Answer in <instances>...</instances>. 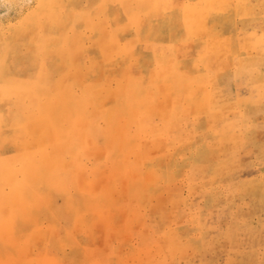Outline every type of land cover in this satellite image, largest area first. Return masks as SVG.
<instances>
[{
    "label": "rangeland",
    "instance_id": "1",
    "mask_svg": "<svg viewBox=\"0 0 264 264\" xmlns=\"http://www.w3.org/2000/svg\"><path fill=\"white\" fill-rule=\"evenodd\" d=\"M78 1L89 14L72 27L55 16L52 29L38 0H0L3 70L42 77L50 91L90 93L74 99V117L76 105L84 101L85 107L75 123L85 129L80 147L52 167H60L62 189L38 194L27 208L21 196L6 195L21 177L0 179V264H264V0H218L214 9L231 13L232 22L216 29L230 33L219 53L210 47L201 60L198 42L207 29L197 32L198 42L174 50L170 42L186 34L174 21V34L162 31L148 41L154 48L145 47L148 42L135 51L123 48L125 41H138L137 28L148 26L146 17L130 12L144 8L160 19L170 0ZM49 37L59 42L55 50L47 48ZM159 54L167 65L156 61ZM175 60L182 81L169 80ZM207 72L210 80L204 81ZM187 75L201 80L189 82ZM8 95L0 93V157L54 144L52 123L35 114L34 93L17 89ZM181 106L196 124L171 138L173 129L159 124ZM141 107L148 128L137 120ZM133 114L135 121H128ZM80 133L74 130L71 142L78 143ZM47 150L18 159L36 160Z\"/></svg>",
    "mask_w": 264,
    "mask_h": 264
},
{
    "label": "bare ground",
    "instance_id": "2",
    "mask_svg": "<svg viewBox=\"0 0 264 264\" xmlns=\"http://www.w3.org/2000/svg\"><path fill=\"white\" fill-rule=\"evenodd\" d=\"M78 0H38V3L36 4V8L38 9H43L45 10L44 12H42V15L43 16V19H44V16L47 17V21L46 23L50 21V28H54L53 26V17L57 16L59 18H61L63 21L61 22H67L68 23V26H74V22L77 20V18L79 17H84V16H87L89 13L88 11L86 10H83L81 8H79L77 5H76V2ZM111 1H119V0H111ZM126 1V0H124ZM155 2L157 0H154ZM159 1V0H158ZM232 1V0H231ZM234 1V0H233ZM79 2V1H78ZM129 2V1H128ZM147 3V1H145ZM149 2V1H148ZM170 4H168V6H166L168 9L165 14L163 15L162 18H155L152 17L151 13L152 11L150 10L149 12L144 9V8H140L138 10L135 11H132L130 12V17H136L138 14L140 16H145L148 20V26L147 27H144L143 29L140 27L137 28V34L139 36L138 38V41L134 42V41H131V42H127L125 41L124 43H122V46L125 50H130V49H139L141 47L142 44H144L145 42H148L150 40H152L151 38L152 37H157L159 34L162 33V31H166V30H169L170 32L174 31L175 29V26L172 25V22H180L179 25H182V28L183 30L185 31V37H183L181 40L176 38V40H173L171 46L174 50H183L184 46L186 43H190L191 41H197L198 42V38H197V32L201 31V30H204V29H207L206 30V35L204 36L205 39H203V41H199V47H198V52L201 56L200 60L205 58L206 56V53H208L209 51V48L210 47H213V52L215 53H219L220 50H221V47L223 46V42H225L224 40V35L225 34H228L230 33V30H226V31H220L218 28L216 29V25L217 23H223V22H226L228 21L229 19H231V22H232V14L231 13H228L223 10H219L218 8L217 9H214L213 6H217V2L218 0H185L183 3H175L174 1L170 0L169 1ZM178 2V0H177ZM180 2V1H179ZM226 2V1H225ZM230 2V1H229ZM105 3V2H104ZM109 3V2H108ZM113 3V2H112ZM127 3V2H126ZM150 3V2H149ZM234 3V2H233ZM237 3V1H236ZM78 4V3H77ZM106 4V3H105ZM145 4V3H144ZM151 4V3H150ZM158 4V3H157ZM232 4V3H231ZM240 4V3H239ZM125 5V4H124ZM122 5V6H124ZM145 5H148L145 4ZM108 6V4H107ZM149 6V5H148ZM151 6V5H150ZM153 6V5H152ZM151 8H154L155 10H158V5H157V8L156 6L152 7ZM234 6V5H233ZM81 7V5H80ZM106 7V6H105ZM126 7H128L126 5ZM131 7V6H130ZM136 7V6H135ZM225 7V6H224ZM230 7V6H229ZM136 8H139L138 6ZM149 8V7H148ZM150 8V9H151ZM35 9V8H34ZM33 9V10H34ZM124 9V7H123ZM133 9V8H132ZM231 9H234V8H231ZM162 11V8L160 9ZM159 10V12H160ZM40 11V10H39ZM164 11V10H163ZM240 11V10H239ZM35 12V11H34ZM105 12V11H104ZM230 12V11H229ZM243 12V11H242ZM155 13V12H153ZM107 14V13H106ZM125 14V13H124ZM133 14V15H131ZM163 14V12H161V15ZM235 14V13H234ZM126 16V15H125ZM128 16V15H127ZM158 16V15H157ZM236 16V15H234ZM245 16V15H244ZM32 17V15L30 16ZM26 18V17H25ZM24 18V19H25ZM37 18V16H36ZM35 18V19H36ZM40 18V17H39ZM58 18V20H59ZM236 17H234L235 19ZM29 19V18H27ZM38 19V18H37ZM133 19V18H132ZM138 19V18H137ZM136 19V20H137ZM28 21V20H26ZM34 21V20H33ZM42 21V20H41ZM35 24H36V21H34ZM33 22V23H34ZM40 22V21H39ZM55 22V21H54ZM235 22V21H234ZM21 23V22H20ZM19 23V24H20ZM44 22V25L46 24ZM56 23V22H55ZM59 23V22H58ZM48 24V23H47ZM46 24V25H47ZM136 24V22H135ZM144 24V22H143ZM146 24V25H147ZM238 24V23H237ZM243 24V23H242ZM24 26V25H23ZM34 26V25H33ZM40 26V25H39ZM56 26V25H55ZM144 26V25H142ZM241 26V25H240ZM14 27V26H13ZM12 27V28H13ZM28 27V26H27ZM36 27V28H35ZM34 28L37 29V25L35 26ZM41 27V26H40ZM57 27V26H56ZM232 27V26H231ZM245 27V25H244ZM22 28V27H21ZM19 27V33H20V29ZM30 27L26 28V29H29ZM32 28V27H31ZM97 29V27H95ZM239 28V27H238ZM237 28V29H238ZM18 29V27L16 28ZM96 29H93L94 32ZM133 29V28H132ZM241 29V28H239ZM23 30V29H22ZM21 30V31H22ZM31 30V29H30ZM41 30V29H40ZM58 30V29H57ZM10 31V29H9ZM8 31V32H9ZM53 31V30H52ZM68 31V30H67ZM236 31V30H235ZM17 32V31H15ZM54 32V31H53ZM57 32V31H56ZM169 32V33H170ZM237 32V31H236ZM14 33V32H13ZM28 33V30L27 32L25 33L27 35ZM55 33V32H54ZM134 33V32H133ZM173 33V32H172ZM175 33V32H174ZM173 33V34H174ZM202 33V32H201ZM200 33V34H201ZM243 33V32H242ZM22 34V33H20ZM29 34V33H28ZM34 34V33H32ZM98 34V33H97ZM241 34V33H239ZM238 34V35H239ZM251 34V33H250ZM248 34V35H250ZM25 35V36H26ZM61 35V34H60ZM133 35V34H132ZM230 36V34H229ZM12 37V35H11ZM10 37V38H11ZM28 37V36H27ZM31 37V36H29ZM28 37V38H29ZM62 37V36H61ZM60 37V39H61ZM231 37H234V35L232 34ZM9 38V37H8ZM23 38V37H22ZM34 38V37H32ZM32 38L30 39V41L32 40ZM36 38V37H35ZM51 37H49V42L47 43V48L49 49H52V50H55L56 49V44L57 42H53L52 40H50ZM200 38V37H199ZM203 38V37H202ZM238 38V36L236 37ZM246 38V37H245ZM14 39V38H13ZM17 39V38H16ZM27 39V38H25ZM24 39V40H25ZM59 39V38H58ZM69 39V38H68ZM253 39V38H252ZM11 40V39H10ZM18 40V39H17ZM245 40V39H244ZM27 41V40H26ZM238 41V40H237ZM246 41V40H245ZM15 42H18V41H15ZM33 42V41H32ZM239 42V41H238ZM238 42H237V45H238ZM24 43V42H22ZM59 43V42H58ZM57 43V45H59ZM188 43V44H189ZM253 43V42H252ZM256 43V42H255ZM20 44V43H19ZM29 44H31V42H29ZM249 44V43H248ZM254 44V43H253ZM16 45V43L14 44ZM13 45V46H14ZM28 45V44H27ZM226 46L228 45L227 44H224ZM252 45V44H251ZM12 46V47H13ZM23 46V45H22ZM27 47V46H26ZM64 47V46H62ZM61 47V48H62ZM236 47V45H235ZM239 47V46H238ZM243 47V46H242ZM247 47V46H246ZM22 48V47H21ZM19 47V50L21 49ZM44 48H41L38 50V52H44ZM58 48V47H57ZM119 48V47H118ZM102 49V47H101ZM231 49V47H230ZM237 49V48H236ZM243 49H245L243 47ZM247 49V48H246ZM13 50V49H12ZM16 50V48H15ZM27 50V49H26ZM123 50V49H122ZM232 50V49H231ZM230 50V52H231ZM238 50H242V49H238ZM14 51V50H13ZM33 51V50H32ZM46 51H49V50H46ZM58 51V55H59V50ZM64 52L66 50H63ZM15 52V51H14ZM20 52V51H19ZM26 52V51H25ZM24 52V53H25ZM29 52H31L29 50ZM52 52V51H51ZM122 52V51H121ZM133 52V51H132ZM138 52V51H137ZM9 53V51H8ZM129 53V52H127ZM126 53V55H127ZM139 53V52H138ZM10 54V53H9ZM14 54V53H13ZM22 54V53H21ZM27 54V53H25ZM38 54V53H37ZM45 55L47 53H44ZM56 53H54L55 55ZM62 54V53H61ZM198 54V55H199ZM232 54V53H230ZM239 54V51L238 53ZM49 55V54H48ZM100 55V54H99ZM120 55V54H119ZM137 55V54H136ZM18 56V55H17ZM34 56V55H33ZM56 56V55H55ZM64 56V55H63ZM139 56V55H138ZM221 56V55H220ZM226 56V55H225ZM224 56V57H225ZM16 57V56H15ZM26 57V55H25ZM29 57V56H28ZM36 57V56H35ZM53 57V56H52ZM59 57V56H58ZM199 57V56H198ZM207 57V56H206ZM222 57V56H221ZM223 57V58H224ZM47 58V56L45 57ZM44 58V59H45ZM117 58V57H116ZM134 58L135 55H134ZM226 58V57H225ZM224 58V60H225ZM22 59V58H21ZM61 59V57H60ZM64 59V57H63ZM119 59V58H118ZM158 59L160 60H165V57H163L162 55H159L158 56ZM206 59V58H205ZM204 59V60H205ZM231 59V57H230ZM9 60V59H7ZM6 60V61H7ZM25 60V59H23ZM32 60V59H31ZM48 60V58H47ZM50 60V59H49ZM55 60V59H54ZM68 60V59H67ZM137 60V59H136ZM159 60V61H160ZM204 60H202L203 62H205ZM227 60V59H226ZM102 61V60H101ZM100 61V62H101ZM123 61V60H122ZM129 61V60H128ZM27 62V61H26ZM37 62V61H36ZM39 62V61H38ZM58 62V61H57ZM62 62V60L60 61ZM130 62V61H129ZM227 62V61H226ZM229 62V60H228ZM135 63V62H134ZM133 63V64H134ZM217 63V61H216ZM225 63V62H224ZM11 64V63H10ZM19 64V62H18ZM17 64V65H18ZM27 64H29L27 62ZM42 64V63H41ZM64 64V63H63ZM99 64V63H98ZM126 64V63H125ZM132 64V63H131ZM209 64V63H208ZM23 65V63H22ZM31 65V63H30ZM29 65V66H30ZM34 65V64H32ZM46 65V63L44 64ZM52 65V64H50ZM12 66V65H11ZM55 66V65H54ZM53 66V67H54ZM131 66V65H130ZM218 66L220 67H223L221 66L220 64H218ZM3 64L0 65V68L2 69L0 72L2 73V75L0 76V93L5 96V95H8L10 94L11 90L14 89V88H11L10 90L8 88L10 87H18V86H26L28 83L31 84L33 87H34V90L36 91V95L38 97V107L35 111V113L38 111V108H39V113H49V111L51 110V101H53V98L48 95L47 93H45V86L43 84V78H38L34 81H29V80H23V79H20V78H17L15 76H12V75H8V73H12V72H6V70H3ZM8 67V66H7ZM35 67V65H34ZM9 68V67H8ZM6 68V69H8ZM14 68V67H13ZM28 68V66H27ZM32 68V67H31ZM51 68V67H50ZM11 69V68H10ZM15 69V68H14ZM55 69V68H54ZM34 70V69H33ZM32 70V71H33ZM45 70V68H44ZM10 71V70H8ZM19 71V70H18ZM31 71V72H32ZM35 71V70H34ZM43 71V70H42ZM52 71V69H51ZM21 72V71H20ZM38 72V71H37ZM50 72V71H49ZM29 73V72H28ZM56 73V72H55ZM27 74V73H26ZM31 74V73H30ZM39 74V73H38ZM19 75V73H18ZM24 76V75H23ZM29 76V75H28ZM43 76V75H42ZM48 74L46 75V78H47ZM56 77V76H55ZM203 78L206 77V74H204V76L202 75ZM58 82V81H57ZM18 85V86H17ZM17 90V88H16ZM13 95V94H11ZM83 96H85V93H82ZM9 96V95H8ZM80 95L79 94H76V95H73L71 97V100H69L68 104L66 105V109L63 110V112L61 114L59 113H56L54 115V117H56L57 119H59V126H60V129H62V127L64 126V123H65V120H66V123L69 121V119H72L74 117V114L76 112V109H75V105H74V99L75 98H78ZM18 97V96H17ZM35 98V97H34ZM10 99V98H9ZM8 99V100H9ZM2 101V100H1ZM0 101V102H1ZM4 101V100H3ZM5 102V101H4ZM21 102V101H20ZM27 102V101H26ZM6 103V102H5ZM3 103V104H5ZM10 103V102H9ZM2 104V105H3ZM36 105V104H35ZM1 107V106H0ZM3 107V106H2ZM5 107V106H4ZM17 107V106H16ZM36 107V106H35ZM34 107V108H35ZM29 108V107H28ZM4 109V108H3ZM13 109V108H12ZM19 110V109H18ZM30 110V108L28 109V111ZM7 111V110H6ZM13 112V110H12ZM19 114V113H18ZM45 116V115H44ZM41 117V116H40ZM3 116L2 114H0V124L2 122H4L3 120ZM35 119V118H34ZM33 119V120H34ZM45 119V118H44ZM37 120V119H36ZM41 121V120H40ZM31 122V121H30ZM7 123V122H6ZM9 123V122H8ZM7 123V124H8ZM12 123V121H11ZM14 123V122H13ZM12 123V124H13ZM10 127V126H9ZM16 129H18V127H15ZM1 129V128H0ZM20 132V131H19ZM64 133H66V138H68V136H70L71 138H73V135H74V130L70 129H66L65 131H62ZM4 133V132H3ZM10 133V132H9ZM8 133V135H10ZM18 133V132H17ZM22 134V132H21ZM1 136H3L2 134H0ZM7 135V136H8ZM12 137V136H11ZM1 138V137H0ZM10 138V137H9ZM13 138V137H12ZM5 141V139H4ZM0 142L1 139H0ZM6 142V141H5ZM13 143V142H12ZM78 148V144L75 143V142H71V141H66V152L67 151H75L77 150ZM68 153V152H67ZM62 147L60 145H58V148L56 147L55 149L51 150V151H45V152H42L40 154V157L38 159H18L20 161L19 165H14L12 163H10V160L8 161H1L0 160V179H2V177L5 175V174H16L17 172L21 173L20 174V177L21 179L20 180H17L15 184H13L11 187H10V191L8 193H6V195L9 194V196L12 195H15L17 197H20L22 198V200L24 201V203L26 204V207L30 206V205H33L35 203V199L37 194H44L46 193L47 191H50V190H55V189H62L63 185H61V181L62 183L64 182V180H62L61 178V181L60 179L58 178H53V169L52 167L55 165L56 166V161L57 159L61 158L62 157ZM2 183L0 182V187H1ZM24 186H29L30 187V190L27 191L25 190V187ZM5 192V191H4ZM30 192H33V194H31ZM28 194H31V196H28ZM5 197V196H4ZM16 200V199H15ZM18 202V201H16ZM19 203V202H18ZM17 204V203H16ZM16 219H12V224H10L12 227H15L17 226V224H15L16 222ZM3 234V233H2Z\"/></svg>",
    "mask_w": 264,
    "mask_h": 264
},
{
    "label": "crops",
    "instance_id": "3",
    "mask_svg": "<svg viewBox=\"0 0 264 264\" xmlns=\"http://www.w3.org/2000/svg\"><path fill=\"white\" fill-rule=\"evenodd\" d=\"M184 1L185 0H182L181 2H179V1L178 2L177 1L175 2L174 1V2L180 4V3H183ZM128 41L129 42H131V41H134L135 42V39L134 40H128ZM150 42H148L145 45V47L149 45L150 47L154 48L155 47V43L153 44V46H151ZM172 42H170V47H172L171 46ZM159 55H162L163 57H165L163 54H159ZM154 58L156 59L157 62H159L160 65H164L165 66V65L168 64L167 62H169V61L166 60V58H165V60L164 59L163 60H160V59H158L156 57H154ZM172 62L173 63H169L170 66H174V67H172L173 69H171L170 74L168 75L170 77L169 80H172V81H182L183 80L182 73H180L177 69H175V67L177 68V66H175V65H177V60L172 61ZM205 74H206V77H205L204 81L205 80L209 81L210 79L207 76V74H209V72H207ZM203 76H204V74H203ZM17 78H20V77H17ZM162 78L165 79L166 77H162ZM20 79L34 81V80H36L38 78H36V79L35 78L34 79L33 78H31V79L20 78ZM185 79L187 81H189V82H190V80H191V82H197V81L201 80V78L199 76L196 77V75H187L185 77ZM135 80H137V79H135ZM133 84H135V82H133ZM44 86H45V84H44ZM11 88H14L12 90H16V88H17L19 91H21L23 89H25V90L28 89V90L32 91L34 93V96L37 98V105H36V109H37V107L39 105L38 104L39 100H38V97L36 95V91L34 90V87L31 84L28 83L26 86H23V87L22 86L10 87L8 89L10 90ZM146 91H147V89H146ZM130 92L133 94L132 91H129V93ZM45 93H47L48 95H50L53 98V101H51V103H52L51 104V110L49 111V113H43L42 112V113L38 114L39 113V108H38V111L35 114H37L36 116L39 117L38 119H40V118H47V119H49V121L53 125L54 131H55V135L57 137L56 138V142L54 144H52V145H49V146L45 147V148H35V149H32V150H29V151H27V152H25V153H23L21 155H3V156L0 157L1 159L7 157V158H9L10 163H12L14 165H19L20 161L18 160V158L20 156L25 155L26 153H29V152H32V151H36V150H39V149H47V148H49V150H47V151H51V150L55 149L56 147L58 148V145H60L62 147V153L63 154H62V157L61 158L57 159V161L59 162V160H61V159L63 160V159L66 158V141H76L75 138H71L70 136H68V138H66V133L62 132V131H65L66 129H68V130L72 129V130H75V131L78 130V131L81 132L79 134L80 137L77 140L78 141V143H77L78 144V148L80 147V144H81L80 141H82L81 136L84 134L83 131H85V129L84 128H78V127H76L75 126V123H76V121H78V119H80L81 117H83L85 115V107L83 105L84 104V101H83V103H80L79 105H76L78 114H76L73 119H69V121L67 123H66V120H65V123H64V126L62 127V129H60V126H59V119H57L56 117H54V115L56 113L61 114L63 112V110L66 109V103L68 102V99H71V97L73 95H76L78 93H87L85 95V99H87L90 96L89 89H87V88L84 89V90L81 89V90H79L77 92V90L74 91V89H72V88H67L66 89V87H64L63 90H61V91H50L45 86ZM146 93H145V96H146ZM174 94H175V96H179V91L178 90H175L174 91ZM141 108L143 109V111H142L143 116H137V120L143 119V122H146L147 123L146 128H148V125H149L148 123H150V119L147 118V116H148L147 111L144 110L143 107H141ZM117 109H120V108L117 106ZM185 111H186V109L185 108L183 109V106L177 107V108H173V110L171 111L173 113V116H171L169 119H164V121H161V123L159 124V127L162 128V129L163 128L170 129V130L173 129L174 133H173V136H171V138L172 137L173 138H176L178 135H181L182 136V131L183 130H190L191 128L193 129L194 125L196 124V123H193L191 121V120H194V119L191 118V117H189V116H187L188 113L185 112ZM0 114H2V116H3V112H0ZM127 118H128V121H130V122H134L135 121L134 114H133V118H132V116H131V118H129L127 116ZM7 175H14V176L18 177L17 179L20 178L19 177L20 175H18V174L17 175L16 174H6V176ZM53 178H58V179H61L62 178L63 179V175L61 174L59 165H58V169L53 171ZM61 183H62V181H61ZM64 183L65 182L62 183L63 186L65 185ZM26 187H29V186H26ZM29 190H30V187H29ZM29 190H27V191H29ZM30 193L33 194V192H30ZM16 224H18L17 221H16Z\"/></svg>",
    "mask_w": 264,
    "mask_h": 264
}]
</instances>
